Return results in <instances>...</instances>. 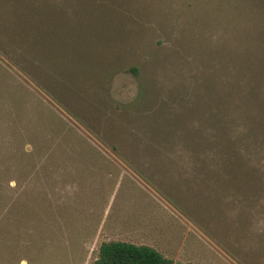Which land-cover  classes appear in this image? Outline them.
I'll return each instance as SVG.
<instances>
[{
    "label": "rangeland",
    "instance_id": "1",
    "mask_svg": "<svg viewBox=\"0 0 264 264\" xmlns=\"http://www.w3.org/2000/svg\"><path fill=\"white\" fill-rule=\"evenodd\" d=\"M96 2L97 46L32 78L0 20V264H93L109 241L264 264V134L225 111L245 59L264 70V0ZM223 135L263 182L225 184Z\"/></svg>",
    "mask_w": 264,
    "mask_h": 264
},
{
    "label": "trees",
    "instance_id": "2",
    "mask_svg": "<svg viewBox=\"0 0 264 264\" xmlns=\"http://www.w3.org/2000/svg\"><path fill=\"white\" fill-rule=\"evenodd\" d=\"M95 3L96 0H0L3 8V19L0 20L5 23L4 35L9 37L4 40V45L11 48V51L6 50L5 56L29 78H32L35 56L38 69L46 71H49V66L59 68V53L71 54L82 60V54H88L97 46L96 41L106 34L101 23L105 17L98 14ZM128 70L137 76L136 67ZM240 70L241 75L238 72V76L243 77L244 85L230 82L233 79L226 80L225 111L229 119L247 121L248 129L244 127L242 133L243 139L249 140L250 137L258 138L257 131L264 134V105L261 104L264 90L260 87L264 70H258L252 58H246ZM66 87L67 84L62 85L63 89ZM234 142L233 138L225 135L210 139V145L218 149L216 165H222L226 174L230 172L225 184L244 182L253 186L263 182L258 176L260 170L248 167L234 149ZM217 181L221 182V179ZM93 264H173V261L147 245L109 241L100 244Z\"/></svg>",
    "mask_w": 264,
    "mask_h": 264
}]
</instances>
